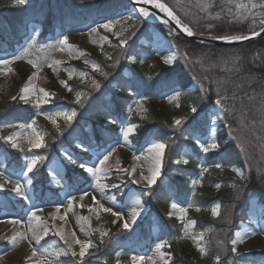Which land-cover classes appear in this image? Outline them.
Listing matches in <instances>:
<instances>
[{"label":"rangeland","instance_id":"obj_1","mask_svg":"<svg viewBox=\"0 0 264 264\" xmlns=\"http://www.w3.org/2000/svg\"><path fill=\"white\" fill-rule=\"evenodd\" d=\"M70 1L68 0V2ZM160 2L166 4L161 0ZM27 4L28 0L25 5ZM174 4H176V7L178 3L174 2ZM237 5H243V7H237ZM213 6L222 7L224 12L233 20L244 21L250 19L259 23V27H261V19H264V0H195V2L190 0L185 3L184 7L180 5L179 9L185 14V18L200 17L202 19L203 16L205 18L215 16L210 13ZM169 8L180 19L173 9ZM130 15L134 16V19L128 20L127 18ZM146 17L143 15L140 17L138 13L130 9L126 12L119 11L109 18L88 19L76 27L66 26L63 28L64 24H53L54 26L50 27L53 33L43 40L38 38L42 26L39 23L30 22L27 25V34L23 41L20 43L14 42L15 44L11 50L5 47L0 50V59L9 61L8 64H0V101L13 102L15 101L12 99L13 96L17 97L16 100H20L19 95L22 87L31 86L35 89V91L28 93L27 103L20 100L24 105L33 107L34 112L30 118L20 122L13 120L0 121V142H2L0 143V171H4L13 181V183L6 184L5 190L0 192V225H2L0 226V264H36L37 261H45V264H81L80 245L73 243V250L77 252V256L73 257L70 253L65 255L67 245L57 234L62 233L69 242H73V232L75 238L81 241H91V246L83 257V264H110L108 250L104 251V248H102L99 251V245L113 239L115 245L120 244L123 248L120 247L113 253L112 264H153V261L155 264H165V261L160 259L159 252L171 253V245L175 247L178 256L181 257L174 258L176 263L179 264H217L216 256L220 257L221 264H264V206L254 195L247 197L244 203L246 208L244 220L236 221L232 230L230 223L226 226L230 232L229 240H224L226 235L224 233L219 235L216 232V229L219 228L214 227L216 238L224 243L219 241L222 247L220 253L218 254L215 251V256L209 259L207 263L205 262L210 246L209 236L213 232L211 222L217 220H221V223L230 221L222 215L224 205L220 199L200 204L196 202L195 196L220 194V187L218 188L216 185L221 186V182L225 180H229V184H233L236 188L237 180H240L241 177L233 169L236 168L242 171L240 167L236 165L223 166L221 163L231 160L225 156V161L221 159V162L215 161L214 167L205 172L203 169L207 168L208 159L198 156L201 161L199 167L202 169L199 173L187 176L188 181L186 183L190 190H188L186 197H183V193L179 195L177 192L179 183L177 184L167 178L166 174L162 175V172L157 182H162L163 188L158 186L157 183L148 188L146 187L147 181H140V173L143 172L146 175L147 170L144 167V161H151L150 158L146 159V157H149L148 149L151 143L161 142L155 138L157 127L144 135L140 141L136 139L138 128H136V133L134 132L127 138V141L120 132L121 122H123V126L130 122L138 127L137 120L146 117L149 103L147 97L141 94L135 95L125 101L126 104L121 111L119 110L120 112L114 110L112 105H105L104 107L93 105L95 99L108 101L114 97L112 89L117 87V81L113 79L109 81L108 85H103L96 79V75H102L101 71L103 72L101 61L108 57L112 48H124V53H127L124 56L125 59L122 58L115 65H118L119 68L125 64L119 70L121 71L119 81L122 82L126 81L127 74H131L127 65H132L135 61L128 60V56L140 57L134 66L137 70H143L156 62V58L151 57L144 50H148L146 47L153 45L156 52L159 53V59H165L168 54L167 50L162 47V44L159 45L154 36L151 44L147 43V37L143 35L146 29H149L150 32L152 27L155 26L172 42L178 55L180 54L175 45V41L180 40V35L164 23L148 21ZM197 21L193 20V22ZM109 22H112L111 29L102 27L103 24ZM142 22L146 26L144 29H142ZM181 22L189 26L186 22ZM134 27L135 29H133ZM93 29H96V31H92ZM140 30L143 34H139ZM64 36L68 37V41L61 45L60 41ZM31 37H34V40L30 39ZM120 39H127L128 45L119 46ZM133 39H135L134 49L137 53L130 54V44L133 43ZM61 47L63 51L58 50ZM16 55L23 56V59L15 60L14 56ZM171 57L174 61L178 56ZM29 61L33 63H29ZM57 61L59 63H56ZM85 61H88V63H85ZM93 63L98 64L101 71H95L92 68ZM81 72L86 75L81 77ZM33 73H35L34 77ZM69 73H71V76H69ZM29 77H33L31 81H29ZM109 78L111 79V77ZM93 80L99 83V88L93 87ZM130 80L135 81L134 77H131ZM61 81L67 82L68 87H65ZM114 85L116 86L114 87ZM69 88L72 90L69 91ZM41 89L54 93L53 96L49 97V103L37 104L38 100L43 99ZM77 92L83 94L81 104H78V110L75 108L78 113L77 117L69 124L62 116H56L55 112L57 110L70 111L73 109L75 105L72 104H76ZM177 93L180 94V89L176 90L174 87L156 97V109L160 119L165 126L167 125L172 130L179 127H173L174 120L186 118L184 119L185 122L189 119L188 114L191 113L192 107V105H189L182 108L180 106V96ZM141 97H144L142 101ZM56 98H59L60 102H55ZM203 106L204 103L202 102L199 108ZM106 111H110L117 120L113 132L106 135L105 129L102 130L103 139L98 143V146L88 143L86 144L87 151L82 148L81 151H78V146L82 141L73 137V133H69L72 126L77 123L74 121L80 117V113L85 119L95 113H100L105 117L103 120L105 121L107 119ZM50 116L55 119V124L49 118ZM209 117L203 136H201L202 132L192 131L190 128L185 130L184 135L187 133L192 142L197 137L202 141L211 142L212 139L216 140L217 132L220 133L223 129L226 139L234 141L236 148H239L238 156L243 161L245 169H254L264 183V127H262L264 124L257 125L261 131L259 134L257 127L256 133L250 132L243 122L235 125L228 124L215 111ZM32 120L36 121L34 127L43 137L41 148H32L29 142L30 140L35 142L36 139L32 134V128L27 127ZM81 123H85L86 128L90 126V123L87 124L83 121ZM5 125L11 126L5 127ZM105 126H108V124H104L103 127ZM95 128V132L102 129L101 126ZM51 130L59 132V135L49 143ZM66 133L67 137H65ZM14 134H18L19 144L15 149L3 139V137ZM113 147L115 151L105 166L109 169L107 172L94 175L79 168L81 162L92 167L98 166L99 159H102L103 155L111 151ZM7 148L11 150L10 153ZM196 148L198 150L199 146L196 145ZM192 149L185 141L182 143L181 150L184 153L195 155L196 152ZM65 150L76 159V164H72L65 159ZM35 155L42 156L44 159L38 162L33 173H29V178L33 180L32 185H26L29 199L21 200L20 197L11 193L10 189L17 179H21L22 183L24 182L20 177V173L26 170L25 158ZM134 155L139 156L140 159H134ZM179 160L180 164H184L183 161L186 158L183 155ZM175 161L171 162L174 167L176 165ZM216 164L222 166L217 168ZM73 167L75 170L85 173L86 178L85 176L78 178L77 175H72L70 170ZM133 168H135V172L132 175H128L127 172L123 171V169H127L128 172H132ZM176 168L174 171H177ZM147 172L150 175V171ZM215 174H218V176L225 174L226 178L219 183H212L210 179ZM57 180L60 183H56ZM133 181L140 182L133 183ZM3 182L4 179L0 177V183ZM113 185L117 187H113ZM47 187L51 189L49 190ZM85 192L87 195H84L81 200V195ZM70 196L75 197V200L72 201L74 214L66 218H60L55 213L68 208L66 206H68ZM93 196L96 197L95 202L92 199ZM113 196H115L114 201ZM220 197L222 196L220 195ZM137 199L142 201V205L135 204ZM173 202L177 203L179 207L176 209L171 208ZM216 205H219V215L214 216L212 209ZM156 206L163 211L157 212ZM57 207H59V211H57ZM141 207L143 210L135 223H132L133 208L139 210ZM105 208H111L113 212L122 213L123 219L104 211ZM181 208H187V212H182ZM32 211H36L49 229L48 234L44 236V225H40L39 232L42 238L39 240H32V232L28 231V221H30ZM170 212L172 213L171 216H169ZM82 217H87V220L81 219ZM195 217H205L210 223L199 221L198 226H203V228H199ZM164 218H176L179 223H182L178 235H175L173 227H170L169 222L166 223ZM145 220H150V223L142 225L141 223ZM125 221L129 222L127 230L131 231L130 234L127 233L128 237L126 236V238L119 231L122 228L124 229L123 224ZM37 224L38 222L35 221V225ZM19 226H21L20 233L26 234L28 239L17 235ZM138 227L139 229L143 227L145 235L136 234ZM101 232H106L107 235L101 237ZM134 234L136 237H134ZM14 237L15 240H13ZM127 238L129 239L126 240ZM233 239L237 240L236 252L231 250ZM158 244L164 245L163 248L159 249V252L156 247ZM21 246L24 247V254L18 252ZM201 247L204 252L200 251ZM33 248L36 249L35 256L32 253ZM109 251L112 250L109 249ZM133 256L144 257L145 259L134 262L132 260ZM28 257H31V259H28ZM148 257H152V260H148ZM172 258L171 253V257L167 258V264L173 262L174 259L172 260Z\"/></svg>","mask_w":264,"mask_h":264},{"label":"trees","instance_id":"obj_2","mask_svg":"<svg viewBox=\"0 0 264 264\" xmlns=\"http://www.w3.org/2000/svg\"><path fill=\"white\" fill-rule=\"evenodd\" d=\"M74 1L75 2L72 0L70 2H68V0H28L27 5L20 6L14 5L13 0H0V50H2L4 47L11 46L14 42H18L22 37H24L27 33V25L30 22H36L42 26L40 37H43L47 33H52L50 27L52 28L54 26L53 24H64V26H62L63 28L66 26L74 27L76 25L82 24L83 21L88 19L94 20L99 17L113 15L115 11H120L127 7L125 0ZM161 1L171 7L183 22L189 24V27L195 34L201 36L212 37L225 34L245 35L259 28V23L257 22H255V28H252L253 21L250 19H246L244 21L233 20L220 6H213V9L210 13L215 16L211 18H205L203 16L202 19L200 17L188 19L184 17L185 14L182 13V11L179 9V6L181 5L184 7L185 3L189 2L190 0ZM192 1L195 2V0ZM174 2L178 3L176 7ZM77 3L82 5H78ZM215 5H217V3H215ZM217 14H219L218 19L216 18ZM193 20L198 21L193 22ZM209 24L212 25L211 28H209ZM142 25V29H144L146 27L144 26V22H142ZM133 29H135V27ZM141 33L142 31L140 30L139 34ZM143 35L150 39V33L148 29L144 31ZM179 38L180 40L175 41V45L178 52L180 51V54L171 65L164 64L160 59H158L156 54H153L152 56L156 58V62L151 66L136 72L134 77L135 81H127L130 84L135 83L137 87L131 89L118 85V92L114 95V97L108 100V103L113 105L116 111H121V109L126 104L125 101L128 98L133 97L135 94H141L149 99L146 117L144 119L137 120V139L139 138L140 140L144 135L151 132L154 127H157L155 138L167 145L164 152V160L162 165V175L166 174L167 176L168 172L170 174V172L174 171L176 168L171 165V160L179 156L182 143L184 141L188 142L189 140L186 138L188 134L186 133L184 135L185 130L190 128L192 131L198 130L202 133L204 132L208 123V114L203 112L202 108L204 109L206 105L214 103L216 99L220 98L217 96V89L218 87L225 86L223 84L224 81H232L234 84H238L239 88H236L233 83H229L226 85L228 90L226 92L222 91L220 93V96L228 97V100L223 105V107H231L233 109V111L222 116V120L230 125L243 122L245 123V127L253 133H256L255 130L257 127V132L259 134L261 131L257 125L264 124V38L233 47L200 45L189 41L184 37L180 36ZM134 44H136L135 39H133V43L130 44V54L137 53L134 49ZM144 50L148 51L146 49ZM185 53H187V60L185 59ZM126 54L127 53H124V48L116 47L110 50L108 57L101 61L103 72L108 73V76L105 77L103 75H96V79L99 81V83L108 85L109 81L113 80V77L116 78L114 79L116 81L120 79L121 71L119 70L125 64L119 68L118 65H115L119 63L121 59L126 56ZM233 54L239 55L241 57V60L238 62V66L240 68L239 73L231 74L222 66L209 67L210 64L215 65L221 59V57L229 58ZM257 56H259V59H257ZM170 71L176 72L177 74V82L181 88L180 106L182 108L193 105L194 102L198 103L199 108L202 105V102L204 103L203 100H206L205 105L198 109V114H188L189 119L174 130L163 124L157 112L155 100L151 98L154 95H157L171 87L165 83L168 80V77H164V75ZM109 77H111V79ZM214 81H218V83H214ZM200 82L204 84V91L200 90ZM190 84L195 86L194 91L187 90V86ZM129 91L131 92L129 93ZM233 95L236 96V99H232ZM54 101L60 102V99L56 98ZM105 103V100L95 99L93 105L104 107ZM72 105H75L74 108H76V110L79 109L78 104ZM218 107L219 109L221 108L220 105H218ZM33 112V107L24 105L20 100H15L8 103L0 101V121H24L30 118L33 115ZM102 120L103 116L99 113H95L88 119L82 117L80 113V117L74 121L77 123L72 126L69 133H73V137L81 138V140H83L85 137L90 136L88 131H92L96 138H99V136H102L101 131L95 132V127L101 125ZM82 121L90 122L91 128L87 130L85 128V123H81ZM112 127V125L107 126V130L111 129ZM262 127H264V125ZM50 133L52 137L49 136V143L54 137L56 138L59 135V132L54 130H51ZM65 137H67V133L65 134ZM217 139L218 143L221 145V149L217 150L216 152L208 153L207 156L209 159L207 162L209 165L214 167L215 161H225V158L228 157L231 160L229 159L230 161H226L221 164L223 166L236 165L240 167L244 173V177L240 180H237L236 188H234L233 184H229V180H225L224 182H221L222 184L219 189L220 194H205L195 197L196 202L200 204L209 203L212 200L220 199L224 205V208L222 209V215L225 216V218L227 217V219L230 221L221 223V220H217L211 222L213 224V232H211V236H209L210 246L208 247L209 252L205 261L206 263L209 261V259H212V257L215 256V251H217L219 254L222 248L219 244V241H223L216 238L214 227L219 228L216 229V232L219 235H222V233L226 235H224V240H229L230 232L226 226L230 223L232 230L236 221L244 220V213L246 209L244 207V203L246 202L247 197L250 195L256 196L259 202L264 206V183L262 180H260L258 174L254 169H245L243 161L241 160L240 156H238L239 148H236L234 141L232 142L226 139L223 129H221L220 133L219 131L217 132ZM7 151H9V153L11 152V150L8 148ZM197 163V158L189 155L188 164L176 168L177 171L175 173L177 178H175L173 182H176L177 184L179 183L178 193L179 195L183 193V197H185V195L188 193V184L186 183L188 181L187 176H190L194 173L196 174L197 171H199V168L196 167ZM225 178V174L223 176H218V174H215V176H213L210 180L212 183H219ZM157 184L163 188L162 182L158 181ZM220 195L222 197H220ZM157 210H160L159 207H157ZM195 220L197 222V226L199 221L207 223L209 222L207 219H205V217H195ZM166 222H169L168 225L170 227L172 226L173 232L175 235H178L182 228V224L179 223L175 218H166ZM198 227L203 228V226ZM119 231L122 235H125L126 238V232L124 230ZM142 234H145V232ZM128 239L129 238L126 240ZM99 246V251H101L102 248H104V251L108 250L107 254L109 256L108 258L110 260V264H112L111 261L113 253L120 247L123 248L120 246V244L115 245L114 239L109 240ZM171 246V253L173 257L172 260L174 258H181L178 256L175 247L173 245ZM96 248L98 249V247ZM109 249L112 251H109ZM176 259H174L171 264H179L176 263Z\"/></svg>","mask_w":264,"mask_h":264},{"label":"snow or ice","instance_id":"obj_3","mask_svg":"<svg viewBox=\"0 0 264 264\" xmlns=\"http://www.w3.org/2000/svg\"><path fill=\"white\" fill-rule=\"evenodd\" d=\"M13 3H14V5L23 6V5H25L27 3V0H13ZM141 3H143V4L154 3L155 7L161 9L162 11L167 12L168 15L172 16L173 19L176 20L177 24H181L183 31L186 32L187 35L191 36V35L194 34L192 29L190 27H188V25H183L182 22L179 20V18L176 17L175 14L172 12V10L166 4L161 3L160 0H135V4H141ZM135 4L133 6V12L137 11V9L135 7ZM237 7H243V5H237ZM253 7H255V5H253ZM138 11L145 17L150 15V12H149V10L147 8L140 7L138 9ZM216 18L217 19L219 18V14H217ZM127 19L128 20H132V19H134V16L130 15ZM164 23H168V21L165 20ZM260 25H261V27H260L259 31H255V30L251 31V36L254 37V36L260 35L261 33H264V19H261ZM102 27L105 28V29H111L112 22L105 23V24L102 25ZM211 27H212V25L209 24V28H211ZM252 28H255V21H253ZM92 31H96V29H93ZM211 38L212 39H221V40H229V41H231V40H247L250 37L248 35H244V34H240V35H228V34H225V35L212 36ZM30 39L34 40V37H31ZM67 41H68V37L64 36L63 39L60 41V44L63 45L65 43H67ZM126 45H128V40L127 39H120L119 46L124 47ZM58 50L63 51V48L61 47ZM25 51H27V49H25ZM14 59L15 60H21V59H23V56L16 55V56H14ZM127 59L130 60V61H134L136 59V57L135 56H128ZM185 59L187 60V53H185ZM257 59H259V56H257ZM240 60H241V57L239 55L233 54L229 58L221 57V59L215 65L210 64L209 67L222 66L229 73L236 74V73H239V71H240V68L238 66V62ZM8 63H9L8 60L0 59V64H8ZM29 63H33V62L29 61ZM56 63H59V61H57ZM85 63H88V61H85ZM164 63L166 65H171L173 63V58L172 57H166L164 59ZM34 66H35V64H34ZM92 68L95 71H101V69H100L98 64L93 63L92 64ZM101 74L103 76H105V77L108 76V73H106V72H102L101 71ZM80 75H81V77H84L86 74L81 72ZM34 76H35V73H33V77ZM69 76H71V73H69ZM33 77H29V81H31ZM113 79H116V78L113 77ZM61 83L65 87H68L67 82L61 81ZM214 83H218V81H214ZM229 83H233L234 84V82H232V81H224L223 84L225 86L218 87V89H217V96L220 97V98L216 99L214 103H215V105H220L221 106V108L219 110V113H218V115L221 116V117L224 116L226 113L233 111V109L231 107H229V108L223 107V105L227 102L228 97L227 96H220V93L222 91L226 92L228 90L226 85L229 84ZM92 84H93L94 88H99L100 87L99 83L97 81H95V80L92 81ZM117 85H119L121 87H124V88H131V89H134V88L137 87V85L135 83H131L130 84L127 81H123L122 82V81H119V80L117 81ZM115 86L116 85H114V87ZM199 86H200V90L201 91L205 90L204 89V84L202 82H200ZM234 86L236 88H239L238 84H234ZM71 90L72 89L69 88V91H71ZM32 91H35V89L33 87H31V86L22 87L20 89L19 99L23 100V101H25L27 103L28 102V93L32 92ZM40 91L43 94V99L42 100H38L37 104L49 103L50 102L49 97L53 96L54 93H49V92H47V91H45L43 89H41ZM82 95L83 94L81 92H77L76 93V99H75V103L76 104H81ZM177 95H179V93H177ZM12 99L16 100L17 97L13 96ZM143 99H144V97H141V101ZM232 99H236V96L233 95ZM191 113L198 114V103L197 102L193 103V105L191 107ZM55 115L56 116H62L65 119L66 122L71 124V122L74 120V118L77 117L78 113L76 112L75 108H73L70 111L69 110H57L55 112ZM105 115L107 116V119L105 121L101 122V128H103L104 124H108V125H116L117 124L116 118L114 117V115L110 111H106ZM49 118L52 119L51 116ZM184 119H186V118L174 120L173 127L180 126L182 123H184ZM52 122L55 124V122H56L55 119H52ZM35 123H36V121L32 120L31 124L27 125V127L32 128V134L36 138L35 142H32L31 140L29 142L31 143L32 148H41L43 146V137L36 131V129L34 127ZM121 124H122V127L120 129V132H121L122 136L125 138V141H127V138L136 131L137 125H134V124H132L130 122L127 123L126 126H123V122H121ZM10 126L11 125H5V127H10ZM17 135L18 134L8 135L6 137H3V139L6 142L10 143L11 147L13 149H15V148H17L19 146L18 140H17ZM194 143L197 146H199L200 151L202 153H204V154H208V153H210L212 151H215V150H218V149L221 148V145L219 143H217L215 139H212L211 142H208V141H202L200 138L197 137V138L194 139ZM80 147H82V149L84 151L88 150L87 146L84 145L83 142L80 143ZM166 147H167V145L165 143H163V142H155V143H151V146L148 149L149 157H146V159L150 158L151 161H152L151 167L149 169L150 175L146 176V175L143 174V172L140 173V181H147L146 187H148V188H151L153 185H155L157 183L158 177H160V175H161L162 164H163V156H164V152H165ZM114 151H115V148L113 147L111 149V151H108L107 154H104L103 158L99 159V164L96 167L88 166L86 163L81 162L79 164V168L85 170L87 173H91V174H94V175H97V174H99L101 172H107L109 169L107 167H105V166L107 165V162H108L109 158L112 156V153ZM64 155H65V159L68 160L69 162H71L72 164H76L77 163L76 159H74L67 152V150H65ZM43 159L44 158L42 156H39V155H35V156H31V157H26L25 158L26 170H24V171H22L20 173V177L24 180V182L22 183L21 179H17L14 182L13 186L11 187V189H10L11 193L15 194L17 197H20L21 200H28L29 199V195L27 194V191H26V185H32L33 184V180L31 178H29V173H33V170L36 168L38 162H40ZM134 159L139 160L140 157L134 155ZM117 163H119V161H117ZM174 163L176 165H179L180 164V160H176ZM183 163L185 165H187L188 164V160H184ZM221 166H222L221 164H216L217 168H220ZM123 171L127 172L128 175H132V173L135 172V168L132 169V172H128L127 169H123ZM203 171L207 172L208 169L204 168ZM233 171H235L237 173V175H239L241 178L244 177V173L240 169L234 168ZM0 177H2L4 179V182L0 183V192H2L3 190H5V185L13 183V181L11 180V178L9 176L6 175V173L4 171H0ZM140 181H133V183H139ZM56 183H60V181L57 180ZM105 187H106V185H105ZM113 187H117V186L113 185ZM216 187L219 188L220 185H216ZM145 194L147 195L148 193H145ZM84 195H87V193L85 192V193H83L81 195V200L83 199ZM92 199H93L94 202L96 201V197L95 196H93ZM112 199L114 201L115 200V196H113ZM73 200H75V197H71L70 196L69 197L68 206H67L69 210L72 209V206H73L72 205V201ZM135 204L136 205H142V201L137 199L135 201ZM177 207H179V205L177 203L173 202L171 204V208L176 209ZM218 209H219V205H216L215 207H213L212 213H213L214 216L219 215ZM142 210H143L142 207L139 210H137L136 208H133L132 216H131V222L132 223H135L136 219L139 217V215H140ZM57 211H59V207H57ZM104 211L110 212L114 216H116V217H118L120 219H123V214L122 213L113 212V210L111 208H105ZM181 211L186 213L187 212V208H181ZM171 215H172V213L170 212L169 216H171ZM61 218H63V217H61ZM31 219H34L35 221L38 222L37 225H31L30 224V226H29L28 231L32 232L31 239L32 240H39V239L42 238L41 235H40V232H39L40 225H44V227H43V235L46 236L48 234L49 229L45 225V222L42 220V218L37 215L36 211H32L30 213V220ZM81 219L87 220V217H82ZM123 227H124V229L127 230L129 228V222L125 221L124 224H123ZM57 234L60 235V239L63 240L64 243L67 245V249L64 252L65 255L70 253L71 256H73V257L77 256V252L75 250H73V243H75L77 245H80L79 256L81 257V264H83V257L85 256V253L88 250V248L91 246V241H81L80 239L75 238V233L73 232L72 236H73L74 240H73V242H69V240L66 239L65 236L62 233H57ZM17 235L20 236L21 238L28 239L27 235L24 234V233H18ZM105 235H107L106 232H101V237H103ZM15 239L16 238L14 237L13 240H15ZM231 243L233 245V247L231 249L232 252H236L237 249H236L235 245L237 244V240L233 239L231 241ZM156 247H157V250L159 252V249L163 248L164 245L163 244H158ZM198 247H199V245H198ZM200 251L204 252V249L201 247ZM32 253H33V256L36 255V249L35 248L32 249ZM159 257H160L161 260L165 261V264H167V258L171 257V253L159 252ZM28 259H31V257H28ZM144 259H145L144 257H137V256H133L132 257V260L134 262L138 261V260L142 261ZM147 259L148 260H152V257H148ZM215 259H216L217 264H221L219 256H216ZM36 264H45V261H37ZM153 264H155L154 261H153Z\"/></svg>","mask_w":264,"mask_h":264},{"label":"bare ground","instance_id":"obj_4","mask_svg":"<svg viewBox=\"0 0 264 264\" xmlns=\"http://www.w3.org/2000/svg\"><path fill=\"white\" fill-rule=\"evenodd\" d=\"M126 1V3H127V0H125ZM149 5H151V6H153L157 11H159L162 15H164V16H167V17H170L171 19H173V17L172 16H170V15H168V13L167 12H165V11H162L161 9H159V8H157V7H155V4L154 3H148ZM144 5H146V4H143V3H141V4H135V7H136V9H137V11H135V12H139L138 11V9L140 8V7H144ZM132 10V8H130V6H128V4H127V7L125 8V9H123V10H120V11H123V12H126V11H128V10ZM108 11V10H107ZM119 11H115V13L113 14V15H115L116 13H118ZM150 12V15L149 16H147L146 17V19L148 20V21H154V22H158V23H164V19L162 18V17H159V16H157V15H155L153 12H151V11H149ZM113 15H109V16H106V17H101V18H109V17H111V16H113ZM165 24V23H164ZM179 27L182 29V26L179 24ZM155 39H156V41L157 42H159V45L160 44H162V47L163 48H165L166 50H167V55H166V57H171V56H174V57H176L177 55L176 54H174L172 51H171V49L170 48H168V47H166V46H164L163 45V42H162V40H161V38L160 37H158V36H155ZM147 43L148 44H151V41H150V39H148L147 38ZM197 44H199V43H197ZM147 49H148V53H152V52H155V53H158V52H156V50H155V48H154V46L153 45H150L149 47H146ZM150 48V49H149ZM136 57V59H139L140 57H137V56H135ZM178 58V57H177ZM176 58V59H177ZM124 59H125V57H124ZM174 62V61H173ZM164 77H168V80L165 82L167 85H170L171 87L172 86H177L178 85V82H177V74H176V72H173V71H170V72H167V74H165L164 75ZM179 86V85H178ZM193 87V88H192ZM192 88V89H191ZM187 90H190V91H192V90H194V86H192V84H190L189 86H187ZM204 101V105H205V103H206V100L204 99L203 100ZM219 107H218V105H215V103H211V104H208V105H206V107H204V109L202 108V111L203 112H205V113H207L208 115H211L212 113H213V111H215L216 112V114H218L219 113ZM172 161V160H171ZM151 163H152V161H144V167L146 168V170L147 171H149V169H150V167H151ZM146 171V175H148L149 173ZM175 178H177V175H176V173H172L171 175H170V180H175ZM176 180H178V179H176ZM67 207V206H66ZM55 214H57V216H59L60 218L61 217H63V218H66L67 216H70V215H72V214H74L73 213V210L71 209V210H69L68 208L67 209H63V210H61V211H59V212H56ZM165 220H166V218H164ZM32 220H34V219H31L30 221H28V224H29V226H30V224L31 225H35V221H32ZM145 223H150V220H145L143 223H141L142 225L143 224H145ZM167 223V222H166ZM0 226H2V225H0ZM4 226V225H3ZM17 231H19V233H20V231H21V226H19L18 227V230ZM145 231V230H144ZM143 233V227L141 228V229H139V234L141 235ZM145 235V234H144ZM31 236H32V233H31ZM20 254H24L25 253V250H24V247L23 246H21L20 247V249H19V251H18Z\"/></svg>","mask_w":264,"mask_h":264},{"label":"water","instance_id":"obj_5","mask_svg":"<svg viewBox=\"0 0 264 264\" xmlns=\"http://www.w3.org/2000/svg\"><path fill=\"white\" fill-rule=\"evenodd\" d=\"M130 8L133 9V6L135 4V0H127ZM144 8H147L149 11L153 12L155 15L162 17L164 20H167L168 23H166L170 28L174 29L179 35L191 40L192 42L195 43H199V44H203V45H211V46H238L247 42H251L253 40H258L264 37V33H261L258 36H251V34H249L248 36L250 37L247 40H221V39H212V38H208V37H203V36H199V35H187L186 32L183 31V29H181L179 27V25L170 17L164 16L162 15L159 11H157L153 6L146 4L144 5ZM140 13V12H138ZM152 31H153V36H158L161 38L163 45L170 48L171 51L176 54L175 49L173 47V45L170 43V41L164 37L157 29H155L154 27H152ZM259 31V30H257Z\"/></svg>","mask_w":264,"mask_h":264}]
</instances>
